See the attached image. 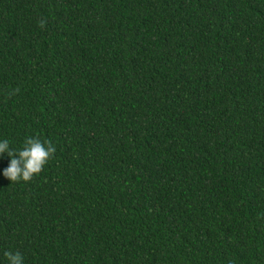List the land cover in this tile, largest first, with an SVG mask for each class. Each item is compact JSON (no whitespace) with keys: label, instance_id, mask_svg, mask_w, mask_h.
<instances>
[{"label":"trees","instance_id":"trees-1","mask_svg":"<svg viewBox=\"0 0 264 264\" xmlns=\"http://www.w3.org/2000/svg\"><path fill=\"white\" fill-rule=\"evenodd\" d=\"M28 137L55 153L27 182L0 154V264H264V0H0Z\"/></svg>","mask_w":264,"mask_h":264},{"label":"clouds","instance_id":"clouds-1","mask_svg":"<svg viewBox=\"0 0 264 264\" xmlns=\"http://www.w3.org/2000/svg\"><path fill=\"white\" fill-rule=\"evenodd\" d=\"M47 21L41 19L39 26L43 28ZM19 89H14L9 95L15 94ZM7 153L11 157L9 165L3 170V175L11 182L30 181L38 175L55 153L51 141H41L37 137L25 139L24 146L17 151L9 146L7 139L0 141V154ZM9 264H23V257L19 252H5Z\"/></svg>","mask_w":264,"mask_h":264}]
</instances>
